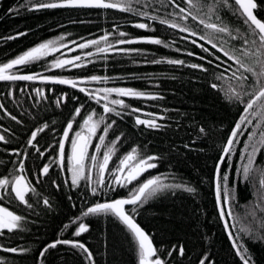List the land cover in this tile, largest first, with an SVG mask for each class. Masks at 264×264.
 I'll list each match as a JSON object with an SVG mask.
<instances>
[{
    "label": "trees",
    "instance_id": "obj_1",
    "mask_svg": "<svg viewBox=\"0 0 264 264\" xmlns=\"http://www.w3.org/2000/svg\"><path fill=\"white\" fill-rule=\"evenodd\" d=\"M30 7L29 0L0 2V64L49 40L58 41L63 37V40L87 42L99 39L105 32L113 33L117 26L119 31L129 33L130 37L159 36L169 43L173 40L175 43L170 48L143 43L117 45L118 48L140 49L141 54L115 50L98 53L95 45L86 48L92 53V58L109 62L102 66L51 68V64L48 63L22 67L26 73L37 71L49 76L110 77L111 79L106 82L93 81L86 84L93 87V91L105 87L133 88L163 98L134 99L113 94L110 99H124L131 108L142 110L139 113L128 114V109L122 110L119 106H114L116 111L122 112L121 116H116L114 113L103 112L102 105L106 101L98 105L94 99H90L78 89L60 84L15 82V100L10 107L7 103L5 107L8 113L16 116L21 123L11 119L4 121L7 126L5 136L9 142L6 144L1 142L0 161L3 163L0 164V178L14 171L24 154L31 132L45 123L49 127L37 136V147L40 152L44 151V155L41 157L32 148L24 160L26 169L24 175L40 193L39 196L31 197L33 209H28L15 200L9 204L10 210L26 217V229L0 236V245L29 248L31 252L21 256L0 251V258H5L10 264H39V253L42 248L59 237L80 239L85 242L92 250L96 264H138L130 235L115 218L110 216L86 218L84 222L90 225V231L79 238L71 235L76 228L75 224L68 229L64 226L71 224V221L80 216L92 203L127 197L130 189L150 177L159 175L165 184L183 183L197 189L194 195L182 190L165 191L145 204L136 217L137 222L151 235L154 244L161 249L162 255L173 245L184 246L185 256L179 257L173 253L170 264H199V259L204 254H208L216 264H240L219 216L214 187L215 169L222 147L239 118L238 108L227 103L222 98V93L210 87V83L221 82L208 74L186 66L148 63L153 59L162 58L183 59L186 64L202 63L196 57L186 55L188 51L207 55L191 44L192 39L198 38L178 30L173 34V30H165L163 26L158 25H154L157 27L156 32L137 29L132 26L133 23L148 21L116 9L60 8L36 11L29 10ZM10 9L19 11L17 13L9 11ZM188 23L193 29L200 30V26L195 22ZM19 33L25 34L18 35ZM10 36L17 38L6 39ZM185 36L188 37L187 40L182 39ZM116 39L115 34L109 37L113 44ZM198 42L210 47L204 41ZM176 48L181 51H175ZM45 60L50 62L53 58L49 55ZM205 67L209 66L205 64ZM213 71H223V67L210 68V72ZM225 75H230V72ZM27 84L30 85L29 89H26ZM37 84L44 91L46 99L36 96L34 89ZM20 89L24 91L21 92ZM4 92H8V89ZM62 96L65 99L58 107L55 101ZM78 107L81 108V112L79 116H75V109ZM93 112L96 113L95 120L103 116L106 123L113 120L116 122L108 131L102 153L123 133L120 142L116 143L117 150L109 163V173L105 174L106 182L111 181L110 173L119 164V160L133 148L138 150L140 158L160 157L152 161L158 166L141 175L126 188L117 185L115 191H106V194L105 190H101L99 195L92 196L83 182L80 188H73L70 184L71 173L61 170L59 166V141L70 120H74V124L69 141L74 139L75 132L81 130L83 119ZM146 113L165 117L158 120L163 127L155 130L136 125L137 115L142 119L154 118L145 115ZM201 127L205 129L204 133L200 132ZM104 128L105 123H101L97 137L103 134ZM253 130L249 128V131ZM247 135L248 133H245L236 146V154L231 158V171L229 172L226 165H221V172H229V187L235 188L238 193V202L232 205L235 214L244 216L247 212L255 211L259 218L264 215V203L256 194V184L247 185L241 182L242 178L237 175V170L243 163L240 156L244 154L242 150L247 142ZM97 145L98 139H93L89 155L95 154ZM185 145L189 147L186 148ZM13 150H18L21 156L12 154ZM227 159L226 157L225 160ZM46 164L50 165L49 174L41 176L40 170ZM257 164L264 166V155L258 156ZM92 178L93 181L98 179L95 170L92 171ZM66 179L69 180L67 185L64 183ZM52 181L59 184L60 188L57 189ZM44 198L49 200L51 208L43 205ZM73 204L76 206L73 207ZM225 207L227 208V205ZM226 218L230 222L233 220V217ZM232 231L235 232L236 229ZM245 243H248L247 240ZM248 247L257 264H264V247L251 244H248ZM44 264H84V261L78 251L74 254L66 246H58L57 249H49Z\"/></svg>",
    "mask_w": 264,
    "mask_h": 264
},
{
    "label": "snow or ice",
    "instance_id": "obj_2",
    "mask_svg": "<svg viewBox=\"0 0 264 264\" xmlns=\"http://www.w3.org/2000/svg\"><path fill=\"white\" fill-rule=\"evenodd\" d=\"M31 7L29 10L43 9H116L122 13H128L133 17L141 18L148 22H136L132 26L149 32H156L158 26H163L165 30H178L181 33H188L192 39V45L201 49L207 55H198L195 52L188 51L186 55L194 56L201 60L202 63L186 64L183 59H153L148 63L168 64L172 66H186L191 69L199 70L208 74L211 78L221 83H210L213 90L222 93V98L232 106L238 108L239 118L235 122L233 129L222 147L220 156L215 169V196L219 209V216L223 221L224 228L231 242V247L238 257L240 264H257L253 253L248 244L260 245L264 247V215L259 218L255 211L247 212L244 216L235 214L232 205L238 202V193L235 188L229 187V172L232 169V156L236 154V146L239 145L241 137L248 133L247 142L243 147V155L240 160L243 162L237 170V175L242 178L241 182L251 185L256 184V194L264 203V166L257 164L258 156L264 155V0H29ZM26 7L27 5H21ZM18 13L19 9H10ZM227 14V15H224ZM230 17V19L228 18ZM189 21L195 22L200 26L197 31L191 27ZM119 26L114 29L113 33L105 32L99 39L89 40L78 45L80 49H86L93 45L97 46L98 53H106L110 50L117 52H136L141 54L140 49L118 48L117 45H134V44H151L164 48L172 47L175 43H169L166 39L159 36L130 37L129 33L119 31ZM19 33L18 35H24ZM113 34L117 39L115 44L111 43L109 37ZM16 36H10L6 39H16ZM59 39H63L60 37ZM187 40L188 37H182ZM204 41L210 47H205ZM104 46H100L101 44ZM65 45H59L57 40H49L41 43L36 47L24 52L7 63L0 64V81H41L42 83H52L60 85H70L77 88L79 84L87 82L108 81L110 77H100L93 75L81 80L66 79L61 77L44 76L41 74H18L12 71L26 67L27 65L42 60L60 50ZM179 52L181 49L176 48ZM89 56L92 53H88ZM81 61L79 55L73 59H55L50 65L51 68H66L68 65L82 67L77 63ZM207 64L209 67H205ZM223 71L210 72V68L220 69ZM230 75H225L229 73ZM21 92L24 89H20ZM35 94L40 99H46V95L41 88L34 89ZM79 91L84 92L90 99H94L99 105L102 101L103 112L105 114L114 113L121 116V111H116L114 106H119L122 110L128 109V114L139 113V108H131L125 103L124 99H110L115 94L119 97H130L134 99L156 100L163 97L145 93L133 88H101L90 91L80 87ZM102 94V95H101ZM65 97L56 99V105L59 107ZM111 105V106H110ZM82 107V106H81ZM0 110H4L13 121L21 123L16 116L7 113L4 104L0 103ZM81 108L75 109V116H79ZM151 119H142L139 115L135 117V124L143 125L149 129L158 130L163 127L158 120L165 117L158 116L154 113H146ZM96 113L93 112L83 119L81 130L75 132L74 139L70 141L71 155L69 157L70 184L73 188H80L82 182L84 187L88 188L92 196L100 194L101 190L115 191V186L126 188L133 181L139 179L144 172L154 169L158 165L152 161L160 159L158 156H147L140 158L136 148L125 154L119 160V164L111 171V181L106 182L105 174L109 173V163L116 152V143L120 142L123 133L116 137L111 146L107 147L105 152H101L105 147V138L109 129L116 123H106L103 116L95 120ZM73 121H69L66 130L63 132L62 140L59 143V166L65 167V144L69 143V133L73 129ZM105 123L103 134L97 137L100 124ZM49 125L43 124L31 132L28 146L33 148L42 157L43 152L37 147V136L40 132L47 129ZM254 129L249 131V128ZM7 131V130H5ZM204 133L205 129L200 128ZM98 139V145L95 148V154L89 155L91 141ZM0 142L8 143L6 136L0 134ZM36 142V143H34ZM186 148L189 145H185ZM15 156L20 157L18 150H13ZM25 152L20 159L14 171L0 178V201L7 199L9 202L15 200L28 209H33L31 197L39 196L40 193L31 181L24 175L26 169L24 160L27 159ZM227 157V161L225 160ZM3 161H0L2 164ZM221 165H226L229 172H221ZM96 171L98 179L93 181L92 171ZM41 176H47L50 171V165L46 164L41 168ZM258 178V179H257ZM39 182V177H38ZM57 189L59 184L52 181ZM65 185L69 180L64 181ZM182 190L190 194H196L195 187L183 184L172 183L165 184L159 175L147 179L137 187L130 189L127 197L105 200L104 202H94L86 207L82 214L71 221V224L65 225V229L76 225L75 230L71 233L72 237L79 238L90 231V225L84 220L88 217L110 216L115 218L123 225L130 235V242L137 257L138 264H170L173 253L179 257L185 256L183 245H173L171 249L161 254L151 235L137 223L136 217L140 214V209L151 200L165 193V191ZM71 200V197H69ZM43 205L51 208L47 198L42 200ZM227 205V208L225 207ZM76 205L73 204V207ZM130 206V207H129ZM226 217H233L230 222ZM26 217L21 216L8 207L0 204V236L5 233H13L26 229ZM232 229H236L235 232ZM247 240V244L245 243ZM58 246H66L74 254L78 251L82 255L84 264H96L92 250L85 242L80 239H61L46 244L39 253V264H44L45 255L49 249H57ZM0 251L17 255H25L31 252V249L24 247H5L0 245ZM0 264H10L5 258H0ZM199 264H216L208 254L202 255Z\"/></svg>",
    "mask_w": 264,
    "mask_h": 264
},
{
    "label": "flooded vegetation",
    "instance_id": "obj_3",
    "mask_svg": "<svg viewBox=\"0 0 264 264\" xmlns=\"http://www.w3.org/2000/svg\"><path fill=\"white\" fill-rule=\"evenodd\" d=\"M4 1L5 0H0V2H4ZM81 43H85V42H76L75 40H70V39H64V40L63 39H60V40L58 39V44L59 45H65V46L61 47L59 51L50 54L52 56V58H53V61L55 59H57V58H59V59H73L75 56L79 55L81 57V61H79L77 63H80L83 66H85V65L102 66V65H105V64L109 63L106 60H100V59L92 58L93 55L89 56L88 53H90V51L88 49H80L78 47V45L81 44ZM53 61L48 62V61L45 60V57H44L42 60L37 61V62H33L30 65L41 66V65L48 64V63L52 64ZM1 64H3V63H1ZM66 67L74 68V66H72V65H68ZM12 71L18 72V74H27L25 71L22 70V68L13 69ZM30 73L41 74V72H37V71H31ZM16 82H24V83H26V82L27 83L34 82V84L35 83H38V84L42 83V82H36V81H16ZM14 83L15 82H11V81H0V103L4 104V108L5 109H6V107H5L6 103L10 107L12 105V103L14 102V100H15L14 99V96H15V94H14V88H15ZM38 84H37L36 88H39ZM79 85H82V86H84V88H86V89H88L90 91H93L92 90L93 87L89 86L86 83L79 84ZM29 88H30V85L27 84L26 85V89H29ZM1 89H4V90L8 89V92H4V90L2 91ZM7 113H8V111H7ZM9 119H11L10 116L7 115L4 110H0V134H3V135L6 134L7 131H5V130H7V126L4 124V121L5 120H9ZM70 121H73V120H70ZM73 124H74V122H73ZM70 134H71V132H70ZM70 134H69V137H70ZM61 137H62V135H61ZM59 143H60V141H59ZM25 147H26V149H25L24 153L27 152V154H28V152H30L32 150V148L28 146V140L26 142V146ZM0 148H1V142H0ZM70 155H71V148H70V141H69V143H66V145H65V166H66V168L64 167L62 169L60 167L61 170H64V171L67 170L68 173H70V171H69V166H70L69 165V157H70ZM8 174H5V175H8ZM2 176H4V175H2ZM150 178H152V177H150ZM0 204H2L3 206L9 208L10 202L7 199H5L3 201H0Z\"/></svg>",
    "mask_w": 264,
    "mask_h": 264
},
{
    "label": "water",
    "instance_id": "obj_4",
    "mask_svg": "<svg viewBox=\"0 0 264 264\" xmlns=\"http://www.w3.org/2000/svg\"><path fill=\"white\" fill-rule=\"evenodd\" d=\"M28 74H37V73H28ZM44 76H48V75H44ZM52 77H58V76H52ZM61 78H63V77H61ZM66 79H69V78H66ZM76 80H81V79H76ZM36 82H41V81H39V80H37ZM47 84H52V83H47ZM66 86H69V87H71L70 85H66ZM80 87H84V86H82V85H78V87L76 88V89H79ZM65 130H66V128H65ZM64 130V131H65ZM70 134V133H69ZM62 136H63V134H62ZM61 140H62V137H61ZM61 140H60V142H61ZM66 145V144H65ZM221 155H222V153H221ZM226 158V157H225ZM149 170H151V169H149ZM149 170H147V171H149ZM146 171V172H147ZM146 172H144V173H146ZM143 173V174H144ZM138 223V222H137ZM222 223H223V221H222ZM224 226V225H223ZM142 227V226H141ZM143 228V227H142ZM145 230V229H144ZM146 231V230H145ZM226 231V230H225ZM147 232V231H146ZM226 234H227V232H226ZM228 236V235H227Z\"/></svg>",
    "mask_w": 264,
    "mask_h": 264
}]
</instances>
